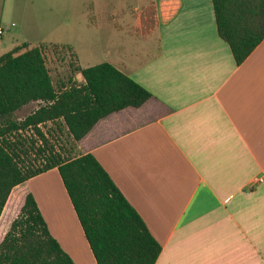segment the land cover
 Instances as JSON below:
<instances>
[{
    "label": "crops",
    "instance_id": "obj_1",
    "mask_svg": "<svg viewBox=\"0 0 264 264\" xmlns=\"http://www.w3.org/2000/svg\"><path fill=\"white\" fill-rule=\"evenodd\" d=\"M88 4L91 24L127 33L116 36L105 62L150 95L137 107L99 118L67 157L90 153L98 161L159 244L153 264H264V37L236 64L217 35L211 0H147L130 10L94 2L89 10ZM55 5L0 0V55L29 43L20 35L25 26L50 23ZM147 5L153 8L152 27L141 35L128 31V23L139 25L131 11ZM5 15L22 28L13 30ZM126 39H133V48L122 43ZM44 62L55 91L84 83L75 66L100 63L81 66L76 60L72 73L56 82ZM44 104L25 103L13 111L14 121L21 123ZM14 132L48 138L47 132L68 131L57 117ZM34 144L41 146L38 139ZM256 177L261 180L253 182ZM13 190L18 201L4 214ZM26 193L73 264H96L56 166L10 189L0 211V241Z\"/></svg>",
    "mask_w": 264,
    "mask_h": 264
},
{
    "label": "trees",
    "instance_id": "obj_2",
    "mask_svg": "<svg viewBox=\"0 0 264 264\" xmlns=\"http://www.w3.org/2000/svg\"><path fill=\"white\" fill-rule=\"evenodd\" d=\"M211 3L217 35L238 64L264 37V0ZM153 23V8L147 5L139 13L138 32L144 34ZM73 69L84 83L55 91L40 45L21 42L0 55V211L13 186L56 166L96 264H153L159 244L92 154L70 158L50 147L36 164L27 158L28 149L38 139L37 150L43 152L48 138L43 132H31L32 139L14 132L61 117L75 141L99 118L126 106L137 107L150 95L108 62ZM32 100L45 104L15 122L13 111ZM17 201L13 190L4 214ZM0 264H73L49 234L30 193L24 195L0 241Z\"/></svg>",
    "mask_w": 264,
    "mask_h": 264
},
{
    "label": "rangeland",
    "instance_id": "obj_3",
    "mask_svg": "<svg viewBox=\"0 0 264 264\" xmlns=\"http://www.w3.org/2000/svg\"><path fill=\"white\" fill-rule=\"evenodd\" d=\"M56 5L53 8V18L50 23L46 24H33L28 23L25 26V30L20 35L27 38V41L34 46L40 45L42 54L46 60L51 76L54 81H61L60 77L65 76L69 71L72 73V67L77 63L81 66L86 64H93L101 61H106V50L113 47L116 43V36L122 34L127 37V33L117 31L113 25H104L101 22L91 24V17L87 15L88 9L92 2L99 8H110L113 5H122L125 9H132L138 7L142 3H146L147 0H63V6L57 1L53 0ZM61 6L63 8H61ZM139 8L131 11V17H139ZM126 17H124L125 19ZM3 21L14 22L13 30L22 28L21 24L16 19L10 16H4ZM118 27V26H117ZM128 31L135 34L139 28L132 23L127 24ZM9 34L3 36L4 42L9 43ZM123 40V44L131 49L134 47L132 43L133 39ZM45 42V43H43ZM48 43V44H47ZM50 43V44H49ZM67 45V46H65ZM75 53L76 59L72 52ZM68 50V51H67ZM69 52V53H67ZM50 53L52 55H50ZM53 56V57H52ZM53 61V62H52ZM58 65L59 68L53 65ZM68 65V66H67ZM60 66L62 68H60ZM15 114H11V118L14 119ZM48 133V145L55 150V152H61L65 157L72 156V147L74 146V140L67 132H47ZM25 138L32 139L31 132H22ZM31 135V137H29ZM38 144V143H37ZM30 146V145H28ZM37 146L32 144L28 149L27 158L36 163L41 161L42 153L36 150ZM14 208V207H13ZM17 214V213H16ZM16 216V215H15Z\"/></svg>",
    "mask_w": 264,
    "mask_h": 264
},
{
    "label": "built area",
    "instance_id": "obj_4",
    "mask_svg": "<svg viewBox=\"0 0 264 264\" xmlns=\"http://www.w3.org/2000/svg\"><path fill=\"white\" fill-rule=\"evenodd\" d=\"M2 33H3V30H2V28L0 27V36L2 35ZM260 180H261L260 178H257V177H256V178L253 179V182H255V181L257 182V181H260Z\"/></svg>",
    "mask_w": 264,
    "mask_h": 264
}]
</instances>
